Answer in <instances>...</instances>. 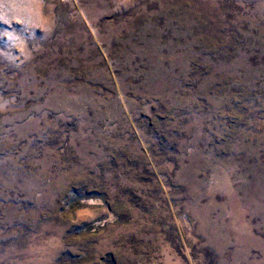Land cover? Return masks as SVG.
Segmentation results:
<instances>
[{
  "label": "rangeland",
  "instance_id": "obj_1",
  "mask_svg": "<svg viewBox=\"0 0 264 264\" xmlns=\"http://www.w3.org/2000/svg\"><path fill=\"white\" fill-rule=\"evenodd\" d=\"M0 264H264V0H0Z\"/></svg>",
  "mask_w": 264,
  "mask_h": 264
}]
</instances>
